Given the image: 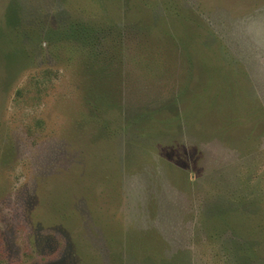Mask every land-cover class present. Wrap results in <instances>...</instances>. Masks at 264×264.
Masks as SVG:
<instances>
[{"label": "rangeland", "instance_id": "374dc122", "mask_svg": "<svg viewBox=\"0 0 264 264\" xmlns=\"http://www.w3.org/2000/svg\"><path fill=\"white\" fill-rule=\"evenodd\" d=\"M0 264H264V0H0Z\"/></svg>", "mask_w": 264, "mask_h": 264}, {"label": "trees", "instance_id": "16d2710c", "mask_svg": "<svg viewBox=\"0 0 264 264\" xmlns=\"http://www.w3.org/2000/svg\"><path fill=\"white\" fill-rule=\"evenodd\" d=\"M77 29H81V31H79L78 33H83L82 35H85L86 38H89V36H91L92 38L97 39V36L94 34L95 31L93 30L88 31L87 29H82V27H78ZM77 29H75L74 31H76ZM80 42H83V41H80Z\"/></svg>", "mask_w": 264, "mask_h": 264}]
</instances>
